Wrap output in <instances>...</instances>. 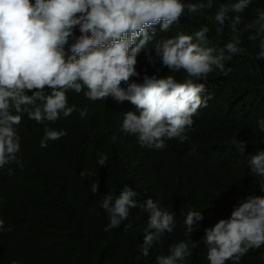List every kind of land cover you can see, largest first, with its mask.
<instances>
[{
  "label": "trees",
  "instance_id": "trees-1",
  "mask_svg": "<svg viewBox=\"0 0 264 264\" xmlns=\"http://www.w3.org/2000/svg\"><path fill=\"white\" fill-rule=\"evenodd\" d=\"M224 2L213 0L211 9L185 11L168 31L155 25L154 38L137 56L140 76L131 80L142 82L147 73L171 74L182 81L186 73H171L153 48L157 41L179 33H194L206 25L210 29L208 46L222 48L233 35L229 22L217 33L218 25L208 17L214 18ZM257 9H264V0H253L241 14L243 23L255 19ZM79 35L77 26L65 46L69 55ZM248 35L241 34L245 51L225 61V68H231L227 76L216 69L197 81L205 83L202 97L211 99L194 116V124L186 132L189 139L166 140L162 150L141 146L135 135L122 131L124 112L139 113L129 101L119 103L111 96L91 101L83 92L70 90L69 106L87 109L83 119L74 111L55 123L40 124L25 115L17 126L23 166L0 168V219L5 221L0 230V264H158L157 257L168 255L170 246L181 240L189 243L192 252L184 264H210L205 229L229 218L234 207L248 197L264 196L248 163L251 156L264 151V133L257 126L264 118V60L255 58L259 49ZM149 53L155 64L149 61ZM45 91L51 90L46 87ZM45 126L66 130L68 135L41 148ZM233 136L247 142L243 152L231 143ZM101 154L108 157L103 166L98 164ZM93 181L99 182L96 193L91 192ZM126 185L138 193L137 201L150 197L175 215L173 232L164 233L147 257L140 246L148 212L132 208L119 227L104 230L110 220L101 202L110 192L114 198L118 196ZM190 209L201 211L204 219L185 235L183 221ZM239 264H264V245L250 249Z\"/></svg>",
  "mask_w": 264,
  "mask_h": 264
},
{
  "label": "clouds",
  "instance_id": "clouds-1",
  "mask_svg": "<svg viewBox=\"0 0 264 264\" xmlns=\"http://www.w3.org/2000/svg\"><path fill=\"white\" fill-rule=\"evenodd\" d=\"M252 2L226 0L214 18L208 17L218 25L217 33L223 32L225 22H229L233 35L222 48L208 46L210 29L206 25L194 33L182 32L155 43L156 57L164 67L171 73H186L182 81L171 74L145 73L142 82H135L131 78L140 76L137 56L154 38V26L159 24L161 31H168L185 11L211 9L213 0H0V168L8 164L23 166L18 156L21 137L17 126L25 115L40 124L55 123L74 111L79 112L81 119L87 116L86 108L69 106L70 90L83 92L91 101L111 96L119 103L133 104L139 114L124 112L122 131L135 135L141 146L162 150L167 146L166 140L187 141L186 132L192 128L194 116L211 99L202 97L205 83L197 81L206 79L216 69L226 76L231 72V68H225V61L245 51L241 47L242 33L247 32L248 40L257 45L255 58L264 60V9H257L255 19L247 23L242 20L241 14ZM77 26L80 35L74 38L69 55L65 46L75 36ZM149 61L156 62L150 53ZM46 87L50 93H46ZM257 126L264 133V118L257 121ZM67 135L66 130L45 126L40 147L47 148L49 141ZM231 143L240 152L247 145L237 136ZM107 160V155L101 154L98 164L103 166ZM248 163L264 190V151L251 156ZM98 187L99 182L93 181L91 192L96 193ZM137 195L126 185L115 198L111 192L104 196L101 207L110 220L104 230L119 227L132 208L148 212L140 246L142 255L147 257L164 233L173 232L175 215L150 197L142 203L137 201ZM203 219L201 211L190 209L183 221L185 235L192 233ZM4 223L0 219V230ZM203 239L210 264H226L229 260L239 264L250 249L264 245V196H250L239 203L229 218L205 229ZM191 255L189 243L181 240L170 246L168 255H159L157 262L184 264Z\"/></svg>",
  "mask_w": 264,
  "mask_h": 264
}]
</instances>
